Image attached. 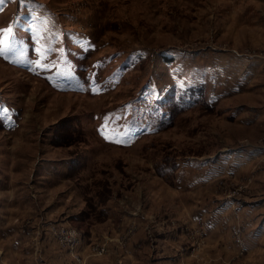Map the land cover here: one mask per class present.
I'll use <instances>...</instances> for the list:
<instances>
[{"label":"rangeland","instance_id":"374dc122","mask_svg":"<svg viewBox=\"0 0 264 264\" xmlns=\"http://www.w3.org/2000/svg\"><path fill=\"white\" fill-rule=\"evenodd\" d=\"M9 26L0 183L105 246L97 255L112 245L124 264L119 225L143 216L151 263L162 226L193 233L188 218H211L224 198L264 196V0H3ZM113 130L125 142L106 138ZM242 149L256 156L238 177L208 176L206 158ZM245 250L243 264H264Z\"/></svg>","mask_w":264,"mask_h":264},{"label":"crops","instance_id":"0c3cea01","mask_svg":"<svg viewBox=\"0 0 264 264\" xmlns=\"http://www.w3.org/2000/svg\"><path fill=\"white\" fill-rule=\"evenodd\" d=\"M244 150L210 155L203 163L206 173L209 172L208 176L233 177L237 175L238 177L240 175L238 171H245L249 162L256 156L253 151L250 150L247 153ZM243 153L247 155L241 159ZM260 155L261 153L258 152L257 157ZM228 168L229 170H227ZM257 174L258 172L256 176ZM0 185H3V189L8 191V195H0L1 264H119L116 263L117 258L113 254L112 245L103 256L96 255L92 251V245H87L88 238L86 239V236L82 234L85 240L82 241L81 246L75 251H70L68 248L60 246L48 231H37L41 218L47 225L54 221L50 219V210L42 209L36 196L35 198L22 199V195L19 197V194H16L15 189H11V186L7 188L4 187L5 184L0 183ZM257 192L255 189L253 194ZM235 193H238V190ZM255 198L254 201L243 198H234V200L224 198L216 205L219 208L218 212L215 211L211 218H188L193 227L199 226L200 228L193 233L165 229L164 231V226L159 225L157 228L161 227V230H159V237L156 235L154 251L156 257L151 263L149 262L151 252L147 246L148 238L139 233V230L147 225V218L143 216L126 218L119 225L120 227L118 226L119 233L123 235L124 264H243L240 249L233 242L234 236L229 229V224L233 222L231 207L236 206L242 216L238 223L243 226V231L242 229L241 231L248 253L252 251L264 254V246H259L264 243V213L261 215L257 213V209L264 205V196ZM218 214L219 218H216ZM245 215L248 218H244ZM159 223L157 221L156 225ZM127 224L131 229L130 234H125ZM183 235L188 240L186 246L182 245L184 243ZM92 236L94 237L95 234ZM164 240L169 243L178 240L181 245L170 248L163 245ZM198 240L203 242L197 243ZM142 244L144 245L142 246ZM74 253L80 254L85 262L77 261L73 257Z\"/></svg>","mask_w":264,"mask_h":264},{"label":"built area","instance_id":"2783aa9c","mask_svg":"<svg viewBox=\"0 0 264 264\" xmlns=\"http://www.w3.org/2000/svg\"><path fill=\"white\" fill-rule=\"evenodd\" d=\"M263 153L264 150L262 154ZM46 229L56 239L57 243L60 246L68 248L70 251L77 250L78 246L80 247L82 244V235L80 236V231L68 223H64V222H56L54 224L51 223L47 225ZM234 236L239 244L240 251L244 253L246 248V243L239 228L236 227L234 228ZM92 251L95 252L96 255L97 254L101 255L105 251V246H101V247L94 246L92 247ZM73 257L81 263L85 262V259L82 258L81 255L78 253H74Z\"/></svg>","mask_w":264,"mask_h":264},{"label":"snow or ice","instance_id":"6c2138e0","mask_svg":"<svg viewBox=\"0 0 264 264\" xmlns=\"http://www.w3.org/2000/svg\"><path fill=\"white\" fill-rule=\"evenodd\" d=\"M3 3V0H0V4ZM0 56H3L5 59H9L11 55H14L17 51V41L14 36L13 27L9 26L7 28L0 29ZM35 37L37 39V42L39 43L41 40V32L39 29L35 32ZM37 51L41 54L42 57H45V53L49 51V49L45 48L43 45L37 48ZM19 62V60L14 61ZM39 66L41 67H47V65H44L41 63ZM52 67H55V65H52ZM120 136V133L113 130L112 134L109 137L106 138H112L115 139V142L117 143H123L125 142L123 139H119L117 137Z\"/></svg>","mask_w":264,"mask_h":264}]
</instances>
